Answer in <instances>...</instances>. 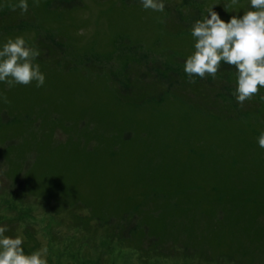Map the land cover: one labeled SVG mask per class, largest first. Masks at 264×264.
<instances>
[{"label": "rangeland", "instance_id": "1", "mask_svg": "<svg viewBox=\"0 0 264 264\" xmlns=\"http://www.w3.org/2000/svg\"><path fill=\"white\" fill-rule=\"evenodd\" d=\"M27 2L0 0V48L23 37L46 78L0 82L5 235L48 264H264V88L241 105L234 66L184 71L195 22L250 0Z\"/></svg>", "mask_w": 264, "mask_h": 264}, {"label": "clouds", "instance_id": "2", "mask_svg": "<svg viewBox=\"0 0 264 264\" xmlns=\"http://www.w3.org/2000/svg\"><path fill=\"white\" fill-rule=\"evenodd\" d=\"M34 3L39 6V0ZM141 3L145 10L161 13L165 10L162 0H141ZM238 3L239 0H231L226 7H235ZM250 4L253 10L246 11L242 18L232 16L228 22L212 8L208 9V15L202 21L197 20L191 29L194 52L184 66L189 83H195V77L217 78L222 62L234 66L237 87L233 95L241 105L258 96L264 88V0H250ZM9 7L22 13L29 10L27 0H19ZM39 55L23 37L8 39L0 48V82L8 88L34 82L36 87H42L46 78L40 65L34 62ZM3 99L8 103L6 96ZM258 144L264 148V133L259 136ZM6 231L0 227V264H48L46 247L25 254L23 240L6 236Z\"/></svg>", "mask_w": 264, "mask_h": 264}, {"label": "trees", "instance_id": "3", "mask_svg": "<svg viewBox=\"0 0 264 264\" xmlns=\"http://www.w3.org/2000/svg\"><path fill=\"white\" fill-rule=\"evenodd\" d=\"M43 7H46V4L44 5H42ZM102 9H104V8H107V4H104V6H102L101 7ZM144 11V10H143ZM109 13H111V12H108V14ZM130 19L131 20H134V21H136L137 22V24H143V23H145L146 22V19L144 18V17H141V15H138V16H136V17H134V18H131L130 17ZM139 27H141L140 25H139ZM176 35L177 34H175V35H173L172 37L175 39L176 38V40H179V39H183V38H181L184 34H179V37H176ZM186 38V37H185ZM184 40V39H183ZM144 197V196H143ZM142 197V198H143ZM142 198H140V200H138V201H136L135 203H139L141 200H142ZM129 200H130V198H129ZM131 201V200H130ZM133 207H134V205H133Z\"/></svg>", "mask_w": 264, "mask_h": 264}]
</instances>
